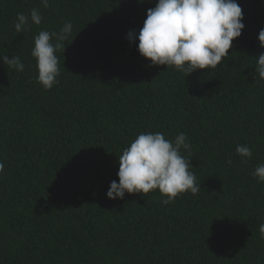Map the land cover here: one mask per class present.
I'll return each instance as SVG.
<instances>
[{
  "label": "trees",
  "instance_id": "16d2710c",
  "mask_svg": "<svg viewBox=\"0 0 264 264\" xmlns=\"http://www.w3.org/2000/svg\"><path fill=\"white\" fill-rule=\"evenodd\" d=\"M237 2L245 27L229 56L187 75L126 38L157 0H0V264H264V182L252 175L264 163V0ZM33 8L42 23L17 33ZM66 21L59 83L45 90L34 37ZM142 132L186 134L198 193L167 205L158 189L107 196ZM237 145L251 148L247 163Z\"/></svg>",
  "mask_w": 264,
  "mask_h": 264
},
{
  "label": "clouds",
  "instance_id": "9594fccd",
  "mask_svg": "<svg viewBox=\"0 0 264 264\" xmlns=\"http://www.w3.org/2000/svg\"><path fill=\"white\" fill-rule=\"evenodd\" d=\"M143 2V0H139ZM45 8L50 7V0H41ZM243 11L237 0H157L154 8L147 10L143 27L137 35L135 30L127 34L129 41L139 40L138 51L153 65H167L188 74L197 69L217 67L229 56L233 40L242 34L245 27ZM43 17L38 8H33L30 15L17 14L14 28L22 33L29 23L40 25ZM72 24L65 22L59 32L41 30L34 37L31 55L36 59L38 69L37 82L45 90H51L59 83V60L56 52L64 49V41L71 34ZM258 39L264 47V28ZM3 62L16 71L23 72L24 63L19 56H2ZM256 73L264 79V53L258 55ZM256 80V79H255ZM191 152L185 133H179L175 140L165 138L161 132H142L122 154H119V182L113 180L107 192L111 199H123L125 193H143L158 189L162 196L161 203L169 204L184 192H199L201 185L196 183V176L191 160L182 155L181 150ZM236 152L247 163L253 155L247 145H237ZM229 159L227 164H231ZM0 162V173L4 171ZM252 175L258 182H264V163L258 164ZM259 233L264 238V223L259 225Z\"/></svg>",
  "mask_w": 264,
  "mask_h": 264
}]
</instances>
